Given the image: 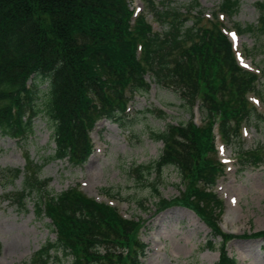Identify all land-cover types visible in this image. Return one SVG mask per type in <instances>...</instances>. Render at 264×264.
I'll return each instance as SVG.
<instances>
[{"label": "trees", "instance_id": "trees-1", "mask_svg": "<svg viewBox=\"0 0 264 264\" xmlns=\"http://www.w3.org/2000/svg\"><path fill=\"white\" fill-rule=\"evenodd\" d=\"M239 1L223 0L211 20L202 23L198 0H141L143 9L135 18L131 0H0V135L23 136L42 118L55 145L43 163L27 157L24 170H5L10 182L23 176L22 190L10 201L25 209L27 197L35 196L37 217H46L55 234L29 264H47L56 251L70 256L71 264H142L147 246L139 238L141 218H124L78 186L52 194L39 175L51 160L83 166L93 152L89 135L96 123L125 127L131 120L125 116L128 102L147 94L151 84L172 90L189 112L198 109L202 120L155 130L151 136L162 143L161 155L133 170L136 181L150 184L157 199L154 213L173 207L193 212L212 238L221 240L217 264H238L225 249L235 237L217 224L222 201L214 189L224 165L217 157L214 128L224 144L238 143L240 171L264 165L263 145L241 148L244 124L261 120L248 99L252 93L264 104L259 76L239 67L217 17L231 18ZM256 7L257 24L235 28L260 39L264 1ZM40 82L46 84L43 90ZM146 112L165 117L158 109ZM165 167L177 172L183 186L173 200L161 197L155 176L148 179ZM137 206L146 210L142 201ZM239 238L264 241V230ZM207 246L214 248L212 241Z\"/></svg>", "mask_w": 264, "mask_h": 264}, {"label": "rangeland", "instance_id": "rangeland-1", "mask_svg": "<svg viewBox=\"0 0 264 264\" xmlns=\"http://www.w3.org/2000/svg\"><path fill=\"white\" fill-rule=\"evenodd\" d=\"M263 1L240 0L237 12L231 18L220 20L234 45L238 63L246 70L259 72L258 89L264 96V36L259 39L250 33L239 34L235 29V25L242 28L256 25L259 17L256 3ZM222 2L199 0L204 9L202 23L210 19V14ZM131 6L142 8L140 0H131ZM153 30L160 31V26L153 24ZM234 31L236 36L230 33ZM45 87L46 84L40 82L39 89ZM249 98L261 120L251 118L243 128L241 148L244 152L256 145L264 146V104L256 96ZM154 109L163 111L165 117L146 112ZM125 116L131 120L123 128L109 121L97 124L90 134L94 150L83 166L74 167L66 161L47 162L39 175L47 184L46 190L59 194L78 186L87 196L117 207L127 219L141 218L143 226L139 238L147 245L143 264H217L220 238L213 239L210 229L185 208L173 207L154 213L157 199L150 184L138 183L133 173L135 168L153 163L161 155L162 143L151 136L155 130L190 120L199 125L202 116L197 109L192 112L185 109L172 90L155 84H151L147 94L136 95L129 102ZM237 146L234 142L223 147L217 141L218 157L227 165L225 176L218 180L214 189L222 201L217 224L223 233L235 237L225 249L238 264H264V241L239 238L264 230V165L240 171L241 165L235 162ZM54 148L51 131L42 118L35 119L32 131L23 136L0 135V264H29L34 253L55 239L49 220L36 215L35 196L27 197L25 209L10 201L12 194L22 190L23 176L10 182L11 176L5 171L24 170L27 157L41 164L53 155ZM260 153L264 155V147ZM154 176L161 197L173 200L180 195L183 186L173 168L165 167L157 176L152 174L149 182L154 181ZM102 190L119 196L107 198ZM138 201L143 202L146 210L137 206ZM209 241L214 245L213 250L207 246ZM50 257L47 264H71V257L60 251L51 252Z\"/></svg>", "mask_w": 264, "mask_h": 264}]
</instances>
